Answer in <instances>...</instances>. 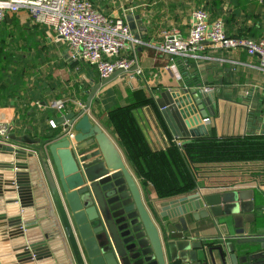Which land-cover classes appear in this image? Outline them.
<instances>
[{"label":"water","instance_id":"95a60500","mask_svg":"<svg viewBox=\"0 0 264 264\" xmlns=\"http://www.w3.org/2000/svg\"><path fill=\"white\" fill-rule=\"evenodd\" d=\"M127 21L135 30L134 18ZM124 75L91 82L84 107L59 113L54 131L39 141L0 142V264H227L223 250L230 264H264V235L244 233L245 191L196 187L144 201L118 148L87 114L98 91ZM151 100L173 139L213 133L218 98L202 84ZM212 228L224 240L199 238Z\"/></svg>","mask_w":264,"mask_h":264},{"label":"crops","instance_id":"0c3cea01","mask_svg":"<svg viewBox=\"0 0 264 264\" xmlns=\"http://www.w3.org/2000/svg\"><path fill=\"white\" fill-rule=\"evenodd\" d=\"M90 1L99 12L108 17L124 18L128 25L127 18L132 16L134 23L137 24L132 33L144 42L143 45L134 49L137 67L125 73L124 77H117L101 88L87 114L114 142L147 204L151 200L160 202L162 199H159L158 193L151 185L148 186L142 182L128 161L120 143V137L109 119L108 106L109 109L125 107L137 99L138 94L144 100H149L159 91L178 90L181 86L185 87L188 84L195 87L200 83L203 88H213L218 98L215 117H210L214 127L213 134L217 138L244 137L264 130V112L258 114L253 102V99L257 97L259 101L264 102V70L258 56H250L243 50L216 49L210 43H205L198 52L197 58L189 60L176 58L172 62L169 55L158 49L162 40L161 33L164 31H178L179 37L185 40L191 28L193 12L198 9L208 14L210 22L220 21L228 37L258 41L264 36V3L258 0ZM8 17L12 22L13 19L16 20L15 30H20L24 34L21 45H26L28 49L27 55H23L22 59L29 62L42 61L45 70L42 72L43 75L39 76L42 79L40 88L35 81L38 80L35 76L28 78V85L31 84L28 88L3 90L0 87V114L7 116L11 122L10 136L35 143L54 131L50 123L60 115V112L54 108V103L64 102L65 111L74 108L82 109L90 92V83H98L101 80L95 68H93L95 79L88 78L74 68L77 62L72 60L68 45L59 40L52 30L34 25L26 13ZM124 55H133L132 49L129 47ZM173 65L175 68H171ZM138 69L141 70L142 76L135 73ZM33 72L38 74V71L33 70ZM230 90H236V92L231 94ZM227 94L231 98H226ZM248 96L251 100L247 102ZM84 98L85 101H83ZM207 107L211 106L208 104ZM253 112L255 114H252ZM156 115H159V112L155 103L151 107L143 105L136 111L138 121L149 140L164 147L168 140L162 128L165 124L158 120L159 117ZM255 119L261 121L259 126H255ZM169 136L172 141L170 133ZM201 189L207 193H219L225 189L237 193L245 191L246 199L242 203L245 209H248L249 215L246 214L247 221L250 223H244V233L264 235V193L256 192V183L231 188ZM246 214L243 215L246 216ZM220 222L225 223L226 220L220 219ZM205 223L207 221H200L197 225L203 226ZM228 228L229 234H232V228L230 226ZM219 236L221 237L212 228L207 232L202 231L199 238L208 239ZM221 238L224 240V237ZM225 243L233 244L229 240H225ZM234 247L238 258L243 257L242 248L239 245ZM223 256L226 263L230 264L225 250H223Z\"/></svg>","mask_w":264,"mask_h":264},{"label":"trees","instance_id":"16d2710c","mask_svg":"<svg viewBox=\"0 0 264 264\" xmlns=\"http://www.w3.org/2000/svg\"><path fill=\"white\" fill-rule=\"evenodd\" d=\"M0 23V87L3 90L28 88L31 85H28V78L35 76L40 88L42 79L39 76L45 70L44 62L22 59L27 55L28 47L21 45L24 34L15 30V19L11 24ZM74 68L95 79L94 67L90 64L78 61ZM229 92L232 94L236 90ZM226 98L231 97L227 94ZM246 98L247 102L251 100L250 96ZM253 102L255 111L263 113L264 102L258 97ZM143 105L151 107L154 102L144 100L138 94L129 106L110 109L108 106L107 113L131 166L145 185L155 189L160 199L185 195L196 187L231 188L253 182L257 185L256 192L264 193V130L244 137L221 139L212 133L205 138L189 140L182 149H178L162 123L168 139L163 147L149 140L138 121L136 111ZM156 116L161 120L159 115ZM254 122L255 126L261 123L259 119Z\"/></svg>","mask_w":264,"mask_h":264},{"label":"built area","instance_id":"2783aa9c","mask_svg":"<svg viewBox=\"0 0 264 264\" xmlns=\"http://www.w3.org/2000/svg\"><path fill=\"white\" fill-rule=\"evenodd\" d=\"M264 3V0H258ZM26 13L37 26L52 30L59 40L68 45L74 62L83 61L93 66L100 80H105L117 71L128 73L137 67L134 49L144 42L136 37L124 18L108 17L99 12L90 0H0V22L7 16ZM158 49L171 57L194 59L205 43L225 51L243 50L250 56L260 58L264 70V36L258 41L247 38H230L220 21L210 22L202 9L193 12L189 34L183 40L178 31L161 33ZM131 48L133 55L125 56ZM171 68H175L173 65ZM137 69V68H136ZM142 76L141 70H136ZM213 92V88H205ZM65 103H54L60 113L65 112ZM51 127L55 129L53 122ZM9 118L0 114V142L9 140L11 135ZM178 149L185 144L172 139Z\"/></svg>","mask_w":264,"mask_h":264}]
</instances>
